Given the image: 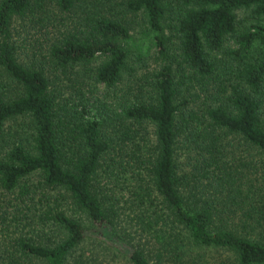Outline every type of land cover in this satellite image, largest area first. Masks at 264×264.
Segmentation results:
<instances>
[{"label":"trees","instance_id":"obj_1","mask_svg":"<svg viewBox=\"0 0 264 264\" xmlns=\"http://www.w3.org/2000/svg\"><path fill=\"white\" fill-rule=\"evenodd\" d=\"M263 21L0 0V264H264Z\"/></svg>","mask_w":264,"mask_h":264},{"label":"rangeland","instance_id":"obj_2","mask_svg":"<svg viewBox=\"0 0 264 264\" xmlns=\"http://www.w3.org/2000/svg\"><path fill=\"white\" fill-rule=\"evenodd\" d=\"M136 28L139 29V27H136ZM69 91H70L69 89H66V93H69ZM97 91H98V89H97ZM103 244H105V243H103ZM91 246H93V243H90L89 240H86L85 241V246L83 245V248H88V247H91ZM97 247L94 245L93 248L96 249ZM103 250L107 251V252H110V253H112V251H113L112 249H103ZM192 250H193V248H192ZM206 250H207L206 252H203V250H201L200 252L202 253L203 256H207L208 258L211 257V255H212V256H216V257H219V258L222 259L223 257H226L227 255H229L228 252H226V251L224 252L223 250L215 249L213 247H206ZM208 253H210L211 255L209 256ZM102 255H104V258H103V260L101 261L100 264H126L121 259H119L118 255L115 258L111 257L110 254H107V253H102ZM212 258L213 257H211V259ZM183 260H184V258H183ZM208 263L209 262H206V264H208Z\"/></svg>","mask_w":264,"mask_h":264}]
</instances>
